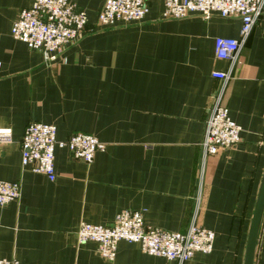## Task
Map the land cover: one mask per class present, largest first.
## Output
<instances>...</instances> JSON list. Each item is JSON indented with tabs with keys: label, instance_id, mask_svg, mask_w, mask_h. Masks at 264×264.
<instances>
[{
	"label": "crops",
	"instance_id": "crops-1",
	"mask_svg": "<svg viewBox=\"0 0 264 264\" xmlns=\"http://www.w3.org/2000/svg\"><path fill=\"white\" fill-rule=\"evenodd\" d=\"M88 16L77 43L52 61L12 35L33 0H0V179L20 182L19 200L0 206V259L19 264H179L120 241L115 260L78 245L82 222L111 225L123 210L147 225L215 232L214 249L182 264H244L264 174V11L235 64L215 55L217 37L238 38V17H163L148 0L139 23L102 26L105 0H73ZM231 72L227 82L213 72ZM242 128L237 146L203 157L214 99ZM54 124L105 144L91 163L55 149L56 179L24 167L21 141L32 123ZM254 264H264V217Z\"/></svg>",
	"mask_w": 264,
	"mask_h": 264
},
{
	"label": "built area",
	"instance_id": "built-area-1",
	"mask_svg": "<svg viewBox=\"0 0 264 264\" xmlns=\"http://www.w3.org/2000/svg\"><path fill=\"white\" fill-rule=\"evenodd\" d=\"M163 17L182 19L193 15L210 18L238 17L242 21L238 38L217 37L215 55L235 64L240 51L256 21L264 11V0H163ZM149 12L148 0H105L98 23L102 26L119 23H139ZM88 24V16L73 0H33L30 7L21 10L12 26L14 38L40 52L45 61L62 55L66 48L79 41ZM213 77L225 82L231 72H213ZM242 128L231 118L229 109L222 103V95L215 97L206 121L202 142L203 157L217 155L238 145ZM10 130H0V145L10 142ZM66 148L71 155L91 163L105 144L95 136L75 133L67 140L57 139L54 124L32 122L21 141V160L24 167L56 179L55 149ZM20 182L0 179V206L19 200ZM215 232L195 221L186 232H173L147 225L142 211L123 210L111 225L80 223L76 231L78 245L96 244V252L102 258L113 261L120 241L140 244L143 252L177 261L182 264L196 253L209 254L214 249ZM0 264H19L17 259H0Z\"/></svg>",
	"mask_w": 264,
	"mask_h": 264
},
{
	"label": "water",
	"instance_id": "water-1",
	"mask_svg": "<svg viewBox=\"0 0 264 264\" xmlns=\"http://www.w3.org/2000/svg\"><path fill=\"white\" fill-rule=\"evenodd\" d=\"M264 217V174L250 225L244 264H254V257L260 228Z\"/></svg>",
	"mask_w": 264,
	"mask_h": 264
}]
</instances>
